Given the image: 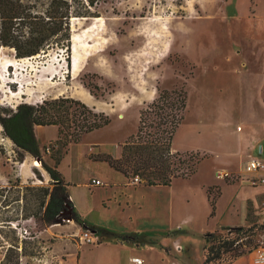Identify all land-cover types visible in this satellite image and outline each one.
<instances>
[{"label": "rangeland", "instance_id": "rangeland-1", "mask_svg": "<svg viewBox=\"0 0 264 264\" xmlns=\"http://www.w3.org/2000/svg\"><path fill=\"white\" fill-rule=\"evenodd\" d=\"M98 13L71 20L77 41L68 60L63 50L17 59L9 49H0V109L61 95L77 98L86 88L82 79L93 85L96 110L108 111L110 123L68 144L58 169L70 182V198L86 222L119 233H140L156 243L99 236L92 242L82 236L96 235L72 220L39 230L32 217L22 218L23 210L33 207L35 190L29 187L50 186V178L41 164L33 165L35 158L29 154L18 160L17 148L0 125V187H5L0 190V260L11 242H19L18 250L23 246L25 252L20 264H115L118 255L122 264H137L128 261L131 255L142 258L141 264H202L204 233L222 224H243L242 196L264 191L241 181L246 158H230L228 166L233 168L243 161L233 170L234 179L221 181L230 186L222 187L214 175L227 162L222 154L228 143L238 140L235 128L248 134L246 142L264 138V0H105ZM155 87L187 91L172 147L207 152L195 174L170 186L139 185L103 160L107 154L114 156L137 126L133 108L124 121L115 110L128 103L141 108ZM57 138L56 126L38 128L46 161L58 147ZM262 142L258 144L264 146ZM258 149L260 153L252 151L251 156L264 160L262 147ZM115 184L128 188L108 194ZM231 184L246 189L237 192L234 207L229 203L236 189ZM209 187L210 196L219 194L212 216ZM246 202L244 225L264 222L255 212L264 205L254 209ZM260 239L264 245V234Z\"/></svg>", "mask_w": 264, "mask_h": 264}, {"label": "trees", "instance_id": "trees-1", "mask_svg": "<svg viewBox=\"0 0 264 264\" xmlns=\"http://www.w3.org/2000/svg\"><path fill=\"white\" fill-rule=\"evenodd\" d=\"M105 0H0V49L7 48L14 58L48 55L63 50L68 60L72 46L71 20L74 17H97L98 6ZM93 93V85L82 79ZM97 88V85H94ZM185 88L157 87V95L139 110L136 131L121 144L120 156L105 155L104 161L126 178L137 177L143 186H170L174 180L187 179L197 171V165L207 154L198 151H173V136L187 106ZM110 123V117L78 98L61 95L40 102H20L15 108L0 109L3 133L17 148L18 160L26 154L38 159L47 172L50 186H31L33 207L24 209L22 218L32 217L39 230L69 219L96 236L136 244L156 243L140 233H119L86 222L74 206L68 192L69 183L58 164L70 143H77L82 135ZM56 126L57 149L48 163L42 156L35 134V126ZM264 151V149H263ZM229 181L230 179H225ZM5 187H0L3 190ZM28 188V187H27ZM206 190L214 215L216 196ZM179 231L181 229H178ZM264 222L250 225H225L219 230L204 233L202 264H231L239 257L264 247L260 236ZM19 240V238H16ZM23 242V239L19 240ZM19 242H11L0 264H20L25 255Z\"/></svg>", "mask_w": 264, "mask_h": 264}, {"label": "crops", "instance_id": "crops-1", "mask_svg": "<svg viewBox=\"0 0 264 264\" xmlns=\"http://www.w3.org/2000/svg\"><path fill=\"white\" fill-rule=\"evenodd\" d=\"M160 84H162V85H164V86H166L165 84H164V81L163 80H161L160 81ZM167 87V86H166ZM157 95V88L155 87V91H152L151 93H148L147 94V99H146V102H149V101H151L153 98H155V96ZM77 98L78 99H80L81 101H83L84 103H86L88 106H90V107H94L95 109H98V106H97V104H96V98L87 90L86 91V88H85V91H82L79 95H77ZM130 103H128V105H126L125 107H123V106H121L120 107V109H116L115 111L117 112V117H118V119H120V120H125L127 117H129L130 116V114H129V111L131 110V108H133L134 109V111H133V115H134V117L136 118V120H137V124H138V116H139V109H140V107L138 106V105H133V106H131V105H129ZM111 109H114V107H112ZM105 113H109L108 111H104ZM224 112H225V116L228 118L230 115L227 113V109L225 110L224 109ZM40 126H35V128H34V130H35V134H36V136H37V140H38V128H39ZM136 128H137V126L135 127V131H136ZM238 128V127H237ZM237 128H235L234 129V131L236 132V134H238V140L236 141V142H234V143H228V145H227V147H226V149H225V152H223V154H222V156L225 158L224 159V161H227V162H225V165L223 164L222 166H220L219 168H217V169H215V173H214V175L216 174V172L217 171H226V172H229V173H232V174H234L233 173V170H235V169H238V168H240V165H241V163L243 162H241L240 163V165L238 166V168H233V167H230V166H228V164H230L229 162H230V158H232V157H234V156H239L241 159H244V158H246L244 161H245V163L251 158V157H256V156H251V152L252 151H255V150H257L259 153H260V151H259V149H258V147L259 146H261L262 147V152H264L263 151V149H264V146L263 145H261V144H258V143H261V141H263L262 142V144H264V138L263 137H260V138H257L256 140H253L252 142H246V137H248V134L247 133H243L242 132V130L240 131L239 129H237ZM134 131V132H135ZM133 132V133H134ZM129 135L127 134V136L126 137H128ZM126 137H124L121 141H123ZM173 141V140H172ZM171 148H172V150L173 151H179V152H185V151H198V152H200V153H207L204 149H198V148H194V149H188V150H177V149H175L174 147H172V145H171ZM120 151H121V147L120 148H118L117 150H116V153L114 154V158H117V157H119L120 156ZM208 155H209V153H208ZM219 156H220V154H219ZM223 161V162H224ZM48 163H52V160L49 158L48 159V161H47ZM244 163V164H245ZM58 166H59V164H58ZM111 168V167H110ZM241 171H242V169H241ZM240 171V174H242L244 177H247V176H249V177H253L254 175L253 174H250V175H247V174H245L243 171L241 172ZM256 176V175H255ZM243 177V178H244ZM65 178V177H64ZM215 178H216V176H215ZM242 178V182H244V183H246V186L248 187V188H259L260 187V185H250V184H248L244 179ZM218 179V178H217ZM66 180V179H65ZM68 183H70L68 180H66ZM221 181H225V179H218V181H217V183L218 184H221L222 185V187L223 186H225V185H227L226 183L225 184H223V182H221ZM241 184V183H240ZM235 186V193L233 194V196H232V199L230 200V204H232V206L234 207L235 206V204H234V199H235V197H236V194H237V192L239 191V190H243V191H245L246 189H243V188H240V186L239 185H237V184H231V186ZM227 186H230L229 184L227 185ZM263 188H264V186H262ZM118 188H124V189H127L128 188V186H122V185H116L115 184V186L113 187V188H110L109 189V192H108V194L110 193V191L112 192V193H114L115 192V190L116 189H118ZM222 193V192H221ZM107 194V195H108ZM261 194V195H260ZM221 195V194H220ZM73 200V199H72ZM246 201H248V202H250L251 203V207L252 208H254V209H257L258 207H260V206H262V205H264V191H262V192H260V193H252V194H244L243 196H242V218H243V224H222L221 226H225V225H244L245 223H246V220H245V214H246V211L248 210L247 209V205H246ZM73 202V201H72ZM73 204H75V203H73ZM236 212H237V209H236ZM256 213L258 212V213H260V214H262V218H264V208H263V211H255ZM113 231V230H112ZM103 244V243H102ZM122 245H120V247H121ZM254 252H251V253H248V254H245V255H243V256H241V257H239L237 260H235L233 263H231V264H264V263H258V262H256L255 260H254V258H253V260H254V262L255 263H253L252 262V258H251V254H253ZM131 257H135V256H133V255H131L129 258H128V261L129 262H132L131 260H130V258ZM112 262H114L115 264H122L123 262H125L124 260H123V258H122V256L121 255H118L117 257H114L113 258V261ZM143 263V262H142Z\"/></svg>", "mask_w": 264, "mask_h": 264}, {"label": "built area", "instance_id": "built-area-1", "mask_svg": "<svg viewBox=\"0 0 264 264\" xmlns=\"http://www.w3.org/2000/svg\"><path fill=\"white\" fill-rule=\"evenodd\" d=\"M243 172L247 175L255 174L253 177H244L243 179L250 185H260L264 186V160L259 157H251L243 167ZM216 178L218 179H234L235 174L226 172V171H217L215 174ZM135 180L138 178L135 177ZM94 184H101V181L98 179L93 180ZM84 240L87 241H97L98 236H94L93 234L87 232L84 233L82 236ZM178 250H181V246L176 247ZM255 253L254 260L258 263H264V250L262 248H258L257 250L253 251ZM130 260L134 263L141 264L143 262L142 258L140 257H131Z\"/></svg>", "mask_w": 264, "mask_h": 264}, {"label": "bare ground", "instance_id": "bare-ground-1", "mask_svg": "<svg viewBox=\"0 0 264 264\" xmlns=\"http://www.w3.org/2000/svg\"><path fill=\"white\" fill-rule=\"evenodd\" d=\"M95 19H97V18H95ZM93 25H91L90 27H92ZM94 27V26H93ZM76 41H77V35L76 34H73L72 35V48L74 49V47H75V43H76ZM31 57H26V58H21V59H30ZM72 68H73V70L74 71H76V69H77V60H76V58H74V60H73V62H72ZM14 82V81H13ZM33 165L34 166H39L40 165V162H38V161H36V160H34L33 161Z\"/></svg>", "mask_w": 264, "mask_h": 264}, {"label": "water", "instance_id": "water-1", "mask_svg": "<svg viewBox=\"0 0 264 264\" xmlns=\"http://www.w3.org/2000/svg\"><path fill=\"white\" fill-rule=\"evenodd\" d=\"M35 160L39 161L38 159H35Z\"/></svg>", "mask_w": 264, "mask_h": 264}]
</instances>
